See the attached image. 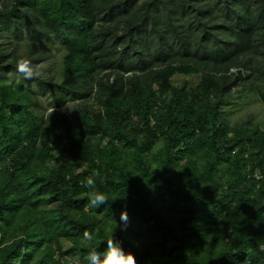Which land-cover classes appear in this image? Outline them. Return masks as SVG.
I'll list each match as a JSON object with an SVG mask.
<instances>
[{"label":"trees","instance_id":"1","mask_svg":"<svg viewBox=\"0 0 264 264\" xmlns=\"http://www.w3.org/2000/svg\"><path fill=\"white\" fill-rule=\"evenodd\" d=\"M250 97L264 0H0V264H87L113 235L137 264H264V124L229 119Z\"/></svg>","mask_w":264,"mask_h":264},{"label":"clouds","instance_id":"2","mask_svg":"<svg viewBox=\"0 0 264 264\" xmlns=\"http://www.w3.org/2000/svg\"><path fill=\"white\" fill-rule=\"evenodd\" d=\"M16 70L20 73L26 80H31L38 78L42 75L40 72H36L31 63L25 59L17 61ZM55 109H53L54 111ZM99 176L97 171L87 177L83 182V187L87 189V199L91 207L99 208L108 202L107 195L102 193L97 186L96 178ZM123 222L121 226L126 229L128 223V213L126 211L121 212L120 216ZM84 239L91 241L93 235L85 231L83 234ZM107 248L104 252H99L96 248H90L84 259L87 264H137L135 255L131 252H125L121 241L114 238V235L108 239Z\"/></svg>","mask_w":264,"mask_h":264},{"label":"rangeland","instance_id":"3","mask_svg":"<svg viewBox=\"0 0 264 264\" xmlns=\"http://www.w3.org/2000/svg\"><path fill=\"white\" fill-rule=\"evenodd\" d=\"M42 65H36L33 67V69L36 72H39V70L42 68ZM48 67V66H47ZM13 77V76H11ZM18 77V76H17ZM16 77V80L18 79ZM247 77V75H246ZM187 80L190 82V84L195 85L198 81V77H190L187 78ZM181 81L180 77L173 78L174 84H179ZM35 87V92L37 94V97L40 100V106L38 107L39 112L48 113L52 111L50 109V104H53V101H49L47 98V95H42L41 90L37 89V86ZM73 109V104H67L65 105L61 110L65 112H70ZM249 118H252L254 122H263L264 124V108L262 105L256 100L254 97H250L245 105L242 106L241 110H234L233 114L229 117L231 123H242L244 121L249 120Z\"/></svg>","mask_w":264,"mask_h":264}]
</instances>
